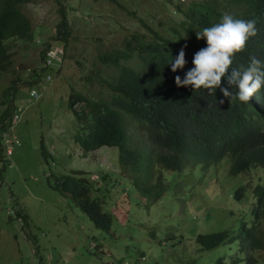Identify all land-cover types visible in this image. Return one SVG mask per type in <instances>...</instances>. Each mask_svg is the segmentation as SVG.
<instances>
[{
  "label": "rangeland",
  "instance_id": "374dc122",
  "mask_svg": "<svg viewBox=\"0 0 264 264\" xmlns=\"http://www.w3.org/2000/svg\"><path fill=\"white\" fill-rule=\"evenodd\" d=\"M116 2L120 6L109 1L33 0L22 7L32 23L33 40L7 42L12 63L0 77V116L11 108L6 129L0 130V264H216L225 247L203 251L197 236L230 227L231 213L237 218L247 207L245 201L233 199L235 191L241 186L252 189L263 177L257 170L232 178L229 161L207 170L191 165L183 173L163 171L168 188L147 206L143 187H135V178L122 174L117 149L102 148L83 157L75 138L87 130H81L69 109V97L75 92L109 102L105 84L125 66L123 58L119 67L100 58L124 56L125 40L133 35L154 40V33L172 34L194 4L216 2L227 12L235 5L234 0ZM61 7L71 30L69 37L58 40L53 38L62 21ZM48 42L49 57L57 59L47 69L41 52ZM39 71V82L33 84L32 73ZM14 80L19 89L11 99L6 91ZM31 91L41 94L39 100ZM15 115L19 121L12 123ZM5 134L12 142L11 156L6 155ZM129 136L150 148L148 136L134 126ZM72 175L82 179L91 198L113 217L109 233L97 229L72 196L56 186ZM227 256L231 264L233 258ZM256 256L264 264V252Z\"/></svg>",
  "mask_w": 264,
  "mask_h": 264
},
{
  "label": "trees",
  "instance_id": "16d2710c",
  "mask_svg": "<svg viewBox=\"0 0 264 264\" xmlns=\"http://www.w3.org/2000/svg\"><path fill=\"white\" fill-rule=\"evenodd\" d=\"M32 1L0 0V77L12 63L7 42L33 40L32 23L22 12V7ZM93 1L119 5L116 0ZM234 1L231 12L216 2L194 4L183 14L185 20L180 28L172 29L167 36L154 33V40L138 35L127 38L124 56L100 58L105 65L118 66L123 59L125 62L118 76L105 84L109 102L89 100L73 92L68 105L82 125L81 130H87L85 136L75 138L83 157L102 148L117 149L122 174L135 178V187H143L147 206L156 203L168 188L163 171L183 173L191 165L207 170L229 161L232 178L257 170L263 172L255 187L241 186L235 191L233 199L238 203L245 201L247 207L237 218L231 213L234 221L230 227L196 238L201 249L209 253L225 247V254L219 256L216 264H227V253L233 258L231 264H259L256 254L264 252V86L247 103H241L231 102L219 88L209 95L206 89L194 91L191 86L177 87L174 82L177 75L183 79L184 72L193 67V54L206 46L204 40H197L195 32L219 22L222 14L255 21L256 35L234 55L230 68L247 66L251 57L264 64V0ZM59 14L62 21L53 39L61 40L69 37L71 29L66 8L61 7ZM51 46L48 42L41 52L42 60ZM182 47L187 63L183 70L173 73L168 64L170 55L174 58ZM38 77L35 73L33 84L39 82ZM18 89L14 80L6 91L8 97L12 99ZM10 109L7 107L0 116V130L6 129ZM131 126L148 136L150 148L129 136ZM3 157L0 151V162ZM56 186L62 194L72 196L97 229L111 231L113 217L103 212L100 201L91 198L89 187L81 178L65 176Z\"/></svg>",
  "mask_w": 264,
  "mask_h": 264
},
{
  "label": "clouds",
  "instance_id": "9594fccd",
  "mask_svg": "<svg viewBox=\"0 0 264 264\" xmlns=\"http://www.w3.org/2000/svg\"><path fill=\"white\" fill-rule=\"evenodd\" d=\"M195 35L197 40H204L206 46L193 54V67L184 72L183 79L179 75L174 77L177 87L191 86L194 91L203 88L208 90L209 95L219 88L223 96L231 102L236 100L247 103L264 86V64L256 57H251L247 66L230 68L234 55L244 50L246 42L256 35L254 20L237 19L231 14H222L219 22L196 31ZM170 57L168 64L173 73L185 68L187 61L184 47L174 58L171 55ZM222 79L225 85L223 87Z\"/></svg>",
  "mask_w": 264,
  "mask_h": 264
},
{
  "label": "built area",
  "instance_id": "2783aa9c",
  "mask_svg": "<svg viewBox=\"0 0 264 264\" xmlns=\"http://www.w3.org/2000/svg\"><path fill=\"white\" fill-rule=\"evenodd\" d=\"M50 52H51V51H50ZM50 52L48 53V56H46V58H47V62H46V64H45V67H46V68H49L50 66L52 67L53 64H54V62H55L56 59H57L56 57H54V58H53V57H49V56H51V55H50ZM46 58H45V59H46ZM35 73L39 74V76H40V71H39V72H35ZM35 73H32V75H35ZM47 81L50 82L51 79H50V78H47ZM30 96H31L32 98L36 99V100H39L41 94H40L39 92H36V91H31ZM18 121H19V117H18L17 115L13 116L12 123H13V122H18ZM3 138L6 139V140H5V145L7 146V148H6L5 145H4L5 150H6V155L11 156V155H12V151H11L9 145H12V142L9 141V140L7 139V138H8V135H7V134H5V135L3 136Z\"/></svg>",
  "mask_w": 264,
  "mask_h": 264
}]
</instances>
